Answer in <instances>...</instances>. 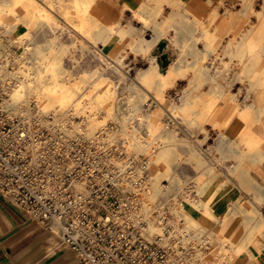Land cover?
<instances>
[{
  "label": "bare ground",
  "instance_id": "1",
  "mask_svg": "<svg viewBox=\"0 0 264 264\" xmlns=\"http://www.w3.org/2000/svg\"><path fill=\"white\" fill-rule=\"evenodd\" d=\"M23 1L28 11L32 9L35 19L29 22L23 38L27 41V35L39 27L49 33L48 49L44 48L46 43L35 46L25 43L22 68L25 79L20 85L22 91H17L13 98L33 99L51 124L69 123L72 134H84L104 143L108 137L109 141L121 140L119 150L133 155L137 175L146 173L143 195L148 207L156 200L167 201L169 213L181 220L173 224L171 231L195 248L204 264H229L228 255L219 252L217 241L221 250H229L234 257L244 251L245 264H259L257 258L264 257V213L259 207L264 205V193L258 192L256 181L259 177L264 180V171L259 165L264 163V104L259 103L256 93L264 91V0L260 3L258 0H216L214 5L206 0L202 5L196 4L194 21L184 15L175 18L178 25L185 27L183 45L165 31L156 36L157 41L166 40L164 50L172 56L169 66L162 69L159 60L150 53L149 45L143 42L136 51L148 62L146 67L138 66L134 75L127 74L134 66L131 60L125 62L126 53H120L115 43L122 32L118 19L123 8L118 9L114 21L100 25L95 11L104 7L106 0H10L7 6H18ZM69 1L73 10L67 8ZM131 7L137 16V10ZM219 8L224 11L219 12ZM7 11L16 15L13 9ZM221 15L226 19L217 21ZM136 18L137 25L133 26L130 21L128 27L138 34L144 33L147 22L143 17ZM212 23L214 28L225 27L217 33L210 28ZM0 25L12 38L20 40L16 22L8 23L0 16ZM172 25L170 28L175 29ZM64 37L76 40L78 45L65 44ZM223 37L226 39L222 47L216 49ZM107 46H110L108 51ZM72 48L82 54H94L95 81H89L85 71L74 80L71 71L63 68L65 55L75 66L79 63L72 55ZM135 48L130 45L132 51ZM36 50L43 57L39 61L40 77L50 75L45 87L50 93L47 97L35 70L38 60L28 56ZM109 68L117 75L112 89L109 87L112 79L105 75ZM121 80L126 90L124 96L116 89ZM182 81L184 86L180 84ZM147 83L154 86L153 90H149ZM173 87L180 89L168 93ZM248 90L255 92V103L250 108L242 105ZM110 120L114 121V127L107 126ZM233 120L241 126L231 134ZM243 121L262 128L261 142L253 140L254 134ZM215 126H222L223 130L219 131L216 142H209L211 128ZM215 150L219 151L217 157L213 156ZM229 154H236V166L231 164ZM184 163L196 170L192 180L176 176ZM172 164L177 165L176 169ZM155 179L167 182L155 184ZM174 186L177 191L169 193L167 189ZM233 187L242 189L245 195L239 192L232 195ZM224 198L227 200L223 201ZM219 202L223 203L222 208L217 206ZM221 212L223 215L219 216ZM236 217L248 220L250 228L256 226L255 220L262 219L258 225L262 238H256L253 232L244 247L238 237H228L224 227ZM210 221L220 223L217 241L207 233L211 229Z\"/></svg>",
  "mask_w": 264,
  "mask_h": 264
},
{
  "label": "built area",
  "instance_id": "2",
  "mask_svg": "<svg viewBox=\"0 0 264 264\" xmlns=\"http://www.w3.org/2000/svg\"><path fill=\"white\" fill-rule=\"evenodd\" d=\"M24 60L22 40L0 25L1 196L48 230L53 248L71 251L77 264H204L171 231L181 220L167 201L146 204V173L137 175L131 154L53 150L62 124H51L33 99L13 98L22 91Z\"/></svg>",
  "mask_w": 264,
  "mask_h": 264
},
{
  "label": "rangeland",
  "instance_id": "3",
  "mask_svg": "<svg viewBox=\"0 0 264 264\" xmlns=\"http://www.w3.org/2000/svg\"><path fill=\"white\" fill-rule=\"evenodd\" d=\"M209 1L213 2L212 5H214L216 0H209ZM259 1L261 2L262 0H258V3H260ZM9 2H10V0H0V8H1L0 9V16H2L4 21H6L8 23L9 22H12V23L16 22V26L18 25L16 31H17L18 34H20V40H22L24 46H25V43H27L26 45H29V46H33V45L35 46L37 44H45L46 43L44 48L48 49L47 38H48V34L49 33H46V31L45 32L42 31L39 27H38V29H34L35 31L32 30L27 35V37H26L27 41H25V39L23 38V33L25 32V30L28 31L27 26H28L29 22H31V19L33 20V22H35V19L32 16V9H31V11L30 10L28 11L26 9V7L28 8V5L24 1L21 2L18 6H17V4H15L13 6L12 5L11 6H7V4ZM107 4H108V2H106L104 7H102V8L100 7V9H96V11H95L96 15H98V23L100 25H107L108 24V23L105 22V18L110 15L109 13H112V21H114V19L116 18L118 9H120V8L115 9V8L111 7L109 4L108 5ZM24 6H25V9H24ZM134 7L135 6H133V8ZM67 8H68V10H73L74 9V6H72L70 1L67 2ZM9 9L10 10L13 9L16 12V15L8 14L7 10H9ZM193 9H195V6H193L190 3H186V5H185V12L186 13L184 14V16L186 18H188L189 21H194L195 20V14L193 13ZM218 11L221 12V11H224V10L219 8ZM101 12H102V14H101ZM160 12H161V7L157 6V5L156 6H154V5L150 6L149 8L144 10L143 12H138L137 11V13H138L137 16L143 17L145 19V21L148 24V28L151 29L153 33L151 32V33L148 34V33L144 32V33L138 34L135 31V29H132L131 27H128V24H129V22L131 21L132 18L136 19L135 20L136 22H132L131 21L130 23H132V24L134 23L133 26L137 25V20L138 19L136 18L137 17L136 14L133 13V12H132V15L129 16V18H127V24L126 25H123V24L120 25V31H122V32L119 33V38H117L115 40V43L117 44L116 48L119 50L120 53H124L125 52L126 53V57H127L125 62L127 63V62H129L131 60L130 62L134 66V68L132 70H129L127 72V74H129V75L136 74V71H137L136 68L138 66L139 67H141V66L142 67H146V62H148V61L145 59V56H143V54H141L140 51L139 52L136 51L139 48L138 46H140V44H142L143 42H145V43H147V45H149V47L151 49L150 53H153V52L156 51L155 52L156 54H154V55L159 60V63H160V66H161L162 69L169 66L170 59L172 58V56L169 57L166 54V51L164 50L165 47L163 48L162 51H159V49H158L159 41L156 40V36L158 35V33H161L162 31H165L167 33V35L174 37L179 45H183L185 43V36H184L185 27L183 25H180V24L178 25L179 22L177 20L175 21L176 15H169V16H167V18L158 20L157 17L160 14ZM123 17H124L123 14H122V16L119 17V19H118L119 23H121V19ZM224 19H226L225 15H223V16L221 15V17H219L217 19V21H219V20L223 21ZM250 19L252 21L254 19V17L252 16ZM171 25L173 27H175V29H171L170 28ZM179 27L180 28L182 27L183 29L182 28L180 29ZM214 27H215V25H214V23H212L210 28L211 29L213 28V30H215V32L218 33L225 26L219 25L216 28H214ZM169 29L172 30L171 33L168 31ZM178 33H179V35H178ZM133 34H135V36H133ZM225 39H226L225 37L221 38V42L219 43V45L217 46L216 49H219V47H222V43L224 42ZM63 40H64L63 42H65V44L71 45V43L74 42L76 45H78L77 44L78 42L76 40L71 41V38H69V37H64ZM205 43H207V42H205ZM130 45L133 48H135V47L136 48L132 51L130 49ZM165 46H167L166 42H165ZM58 47H59L58 45L55 47L57 51L59 50ZM71 50H74L72 52V55L77 60H79L80 64L77 63L76 66H75L73 61L71 60V58L69 56L65 55V56L62 57V63H61L63 68L71 71L72 79H74V80L78 79V76L83 71H85V73H87V75H88L87 79L89 81H95L97 79V77L95 75H93V73H92V70L95 68V64H97L96 62L93 61L95 59L94 54L91 53V52L90 53H86V54H82L77 49H73V48ZM106 50L108 51V48H106ZM164 54L166 55V57L162 58V56ZM68 55H69V53H68ZM28 56H29L30 59H32V57H34V58L36 57L35 59L38 60V65L36 66L35 70L38 73V82L41 83L44 86L43 87L44 92H45L44 95H46V97H47V95L49 96L50 93H48V90L45 87L47 86V84H49L50 75L46 74L44 76V78L42 79L40 77L39 72H38L40 70V67H41V65L39 64V61L43 59V57L41 58L42 53H41V51L39 52V51L36 50L34 54H31V55L28 54ZM142 57H143V59H142ZM73 66H75V67L73 68ZM105 75L109 76L110 79H112L111 80L112 83L109 86L112 89L113 86H114L113 83L117 80V75H116L114 69L113 68H109L105 72ZM130 80L138 81L139 79L132 78ZM184 82L185 81H182V82H180V84L184 86ZM123 85H124V83H123L122 80L119 81V83L117 84V88L116 89L118 90L120 96H124L125 92H126V90L123 89ZM181 85H180V87H182ZM147 87L149 88V90H153L154 86L152 84H148L147 83ZM180 87H178V88L177 87L169 88L168 89V93H173L177 89H180ZM175 88H177V89H175ZM121 90L123 92H121ZM198 91H197V93H200V90H198ZM254 94H255V92H253V90H248L247 97H246L245 100H247V101L251 100L252 101V98H253ZM174 97H175V102H177L178 98L176 96H174ZM47 100L49 101V99H47ZM113 112L116 113L115 111H113ZM76 120H78V118H76ZM95 120H98V119H95ZM107 122H108V124L107 123H105V124H107L108 127H114L115 126L114 121L110 120V121H107ZM234 122L231 123L232 124L231 125L232 126L231 127L232 131H230L231 134H234L235 132H237L240 129V126H241L240 122H238V121H234ZM66 126L67 127H65V128H63L62 125H60V124H58V126H57V130L59 132L58 137L61 138V139L58 138V141L53 145V150L55 152H69L70 154H122L123 157L127 156V154H125L121 150H119V148L122 147L121 140L117 139L116 141H109V137H108L106 141L104 140L105 141V143H104L103 141H100V140L95 139V138H87L84 134H78V133L72 134L71 133V129H70V124L68 123ZM64 129H67V135L66 136H63V134L61 132ZM211 129H212V132H211V135L209 136L208 141L209 142H216L218 133H219V131L223 130V127L222 126H215L214 128L212 127ZM218 155H219V151L215 150L213 152V156L217 157ZM131 156L130 157L132 158V161L135 162V158L133 157L132 154H131ZM229 156L231 157V164L233 163V165L236 166V164L238 163L236 154H229ZM259 165H260L261 170L264 171V163H261ZM172 167L176 169L177 165L172 164ZM217 167H218V170L220 171L219 166H217ZM195 174H196V170L189 163H184V164L180 165V167L178 169V172H176V176L178 175L182 180H187V179L192 180V178L195 177ZM196 181H198V178H196ZM166 182H167L166 180H162L161 181V180H156L155 179V184H161V183L165 184ZM256 182H257V187L259 188L258 192L264 193V180H262V177H259V179H257ZM177 189L178 188H176V186H174L173 188L171 187V188H168L167 190L170 191L169 193H175L177 191ZM233 189H234V191L231 193L232 195H235V192H236V194L238 192L241 193L240 190H238V191L235 190L236 187H233ZM259 207H260L261 212L264 213V205H261ZM222 214H223V212L220 213L219 216H222ZM261 258L262 257H258L257 258L258 263L261 260Z\"/></svg>",
  "mask_w": 264,
  "mask_h": 264
},
{
  "label": "crops",
  "instance_id": "4",
  "mask_svg": "<svg viewBox=\"0 0 264 264\" xmlns=\"http://www.w3.org/2000/svg\"><path fill=\"white\" fill-rule=\"evenodd\" d=\"M106 2L115 9L123 8L124 17L121 19V24L126 25L127 18L132 15L131 6H135L134 8L138 12H143L153 5L160 6L161 12L157 19L161 20L167 18L169 15H184L186 13V3L196 6V4L198 5L199 3L202 5L206 0H106ZM212 3L213 2H211L210 5H212ZM109 14L110 15L107 16L108 18H105L106 23L112 22V13ZM134 20V18L131 19L132 22H135ZM145 32L149 34L152 30L148 28ZM169 32H172V30H169ZM133 36H135V34H133ZM161 41L166 42V40ZM109 47L110 46H107L108 49ZM155 52L152 54H156ZM256 95L259 103L264 104V91L256 93ZM254 103L255 100L252 98V101L244 100L242 105H246V107L250 108ZM243 125L254 134L253 140L256 141V143L262 141L261 134L259 133L262 131V128H256L252 123L248 124L245 121H243ZM235 190L238 191L237 188ZM239 190L241 191L240 194L244 196V191L242 189ZM225 200L227 199L224 198L223 201ZM222 202L217 204L219 208L223 207ZM248 222L249 221L244 218L240 219L237 217L229 220L224 227V233L228 237H238L245 247L247 240L253 232L256 238H262L258 228V225L262 224V219L255 220L254 224L256 226L251 228L250 222ZM208 226L211 229L207 233L217 241L216 232L221 227L220 223L218 221H210ZM54 242L55 237L48 230L40 228L34 221L30 220L22 210L14 207L0 194V264H77L71 251L66 248H53ZM217 246L219 247V252L221 251L228 255L229 264H245L244 257L246 253L244 251L240 255L234 257L229 250H221L222 248L219 246L218 241ZM262 256H264V253H262ZM259 264H264V257L261 258Z\"/></svg>",
  "mask_w": 264,
  "mask_h": 264
},
{
  "label": "water",
  "instance_id": "5",
  "mask_svg": "<svg viewBox=\"0 0 264 264\" xmlns=\"http://www.w3.org/2000/svg\"><path fill=\"white\" fill-rule=\"evenodd\" d=\"M164 47H165V41H160L159 44H158L159 51H162ZM165 57H166V55L164 54L162 56V58H165Z\"/></svg>",
  "mask_w": 264,
  "mask_h": 264
}]
</instances>
